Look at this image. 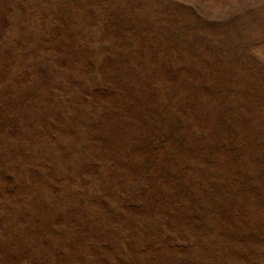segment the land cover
I'll return each instance as SVG.
<instances>
[{"label": "rangeland", "instance_id": "1", "mask_svg": "<svg viewBox=\"0 0 264 264\" xmlns=\"http://www.w3.org/2000/svg\"><path fill=\"white\" fill-rule=\"evenodd\" d=\"M0 264H264V0H0Z\"/></svg>", "mask_w": 264, "mask_h": 264}]
</instances>
